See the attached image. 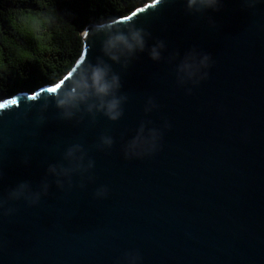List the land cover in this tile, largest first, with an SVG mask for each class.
Returning <instances> with one entry per match:
<instances>
[{
  "label": "water",
  "instance_id": "water-1",
  "mask_svg": "<svg viewBox=\"0 0 264 264\" xmlns=\"http://www.w3.org/2000/svg\"><path fill=\"white\" fill-rule=\"evenodd\" d=\"M107 21L165 43L159 61L147 51L126 68L107 61L127 97L120 119L81 109L64 120L51 100L73 72L107 60L110 32L96 23L63 77L0 101V198L21 181L48 184L37 204L0 209V264H264V0H222L203 14L152 0ZM189 53L198 65L210 57L191 77L176 70ZM141 128L161 134L157 149L125 158ZM105 135L111 148L98 147ZM72 144L94 166L69 181L48 167L67 166Z\"/></svg>",
  "mask_w": 264,
  "mask_h": 264
},
{
  "label": "clouds",
  "instance_id": "clouds-1",
  "mask_svg": "<svg viewBox=\"0 0 264 264\" xmlns=\"http://www.w3.org/2000/svg\"><path fill=\"white\" fill-rule=\"evenodd\" d=\"M184 6L190 14L217 12L222 7V0H184ZM105 30L109 31L110 35L103 42L101 52L107 60L96 64L89 63L79 71L73 72L75 76L70 85L63 91H57L51 98L61 119H71L77 111L83 109L93 118L100 114L109 121H117L123 114V105L126 103L127 97L120 93L122 87L120 75L113 71L111 64L107 61H111L112 64H120L121 67L126 68L138 54L145 51H147L150 60L159 61L161 59V51L165 47L164 41L155 40L154 43L148 45L150 33L143 27H138L132 23L125 28H119L114 21H104L93 25L94 32ZM87 34L88 32L85 31L84 35ZM209 59V55L205 54L200 59L199 65L208 66ZM199 65L195 55L189 53L177 65L176 70L191 77L198 71ZM148 103L153 107L155 106L152 100H149ZM41 121L42 118L37 123ZM164 127H168L167 121H165ZM142 133L143 129L141 128V134H138L124 146L125 158L149 155L157 149L161 134L154 130L147 135ZM112 144L113 139L105 135L100 137L98 147L111 148ZM82 151L80 144H72L63 153V159L67 161V166L62 164L59 167L49 165L48 172L68 178L71 181L74 174L94 166L92 160H88L85 166L83 154L79 157L76 156V153H82ZM47 191L48 184L46 182L42 183L38 190H33L28 181H21L7 193L6 197L0 198V209L3 210L4 215L13 212V209L5 208V203L9 200H23L30 206L35 205L40 201L42 195L47 194ZM106 191L105 187H101L96 190L95 195H103Z\"/></svg>",
  "mask_w": 264,
  "mask_h": 264
},
{
  "label": "trees",
  "instance_id": "trees-1",
  "mask_svg": "<svg viewBox=\"0 0 264 264\" xmlns=\"http://www.w3.org/2000/svg\"><path fill=\"white\" fill-rule=\"evenodd\" d=\"M150 1L0 0V101L63 77L82 52L87 24L126 16Z\"/></svg>",
  "mask_w": 264,
  "mask_h": 264
},
{
  "label": "snow or ice",
  "instance_id": "snow-or-ice-1",
  "mask_svg": "<svg viewBox=\"0 0 264 264\" xmlns=\"http://www.w3.org/2000/svg\"><path fill=\"white\" fill-rule=\"evenodd\" d=\"M142 11V10H141ZM136 15V13H133V16H135ZM126 19H129V17H125ZM53 89H55V86L53 87ZM36 95H39L38 93L36 94ZM33 100H35L36 99V96L34 95V96H32L31 97ZM17 103V100L16 99H10V100H8L7 101V105H15ZM2 107L3 108H5L6 107V105L5 104H2Z\"/></svg>",
  "mask_w": 264,
  "mask_h": 264
},
{
  "label": "flooded vegetation",
  "instance_id": "flooded-vegetation-1",
  "mask_svg": "<svg viewBox=\"0 0 264 264\" xmlns=\"http://www.w3.org/2000/svg\"><path fill=\"white\" fill-rule=\"evenodd\" d=\"M13 43V42H12Z\"/></svg>",
  "mask_w": 264,
  "mask_h": 264
}]
</instances>
